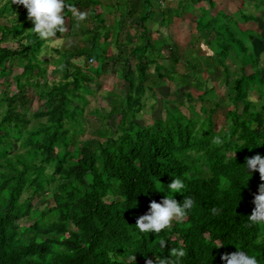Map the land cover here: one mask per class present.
<instances>
[{
    "label": "trees",
    "instance_id": "16d2710c",
    "mask_svg": "<svg viewBox=\"0 0 264 264\" xmlns=\"http://www.w3.org/2000/svg\"><path fill=\"white\" fill-rule=\"evenodd\" d=\"M19 1L20 17L0 21V76L16 85L0 96V264H264L259 18L230 13L229 0H178L161 11L172 23L195 6L208 54L151 35L162 0H42L44 16ZM262 1L252 0L264 9ZM57 37L69 43L56 49L59 79L49 84L41 55ZM10 38L17 47L3 45ZM219 79L227 86L220 103L210 84ZM163 83L202 101L199 111L164 100L165 116L141 123L147 92L156 96ZM94 85L109 99L86 135ZM35 86L43 109L31 113ZM222 103L230 122L216 131Z\"/></svg>",
    "mask_w": 264,
    "mask_h": 264
},
{
    "label": "rangeland",
    "instance_id": "374dc122",
    "mask_svg": "<svg viewBox=\"0 0 264 264\" xmlns=\"http://www.w3.org/2000/svg\"><path fill=\"white\" fill-rule=\"evenodd\" d=\"M28 4L31 6H35L38 9V13L41 16H44L43 8L41 7L42 0H27ZM220 2L223 1V3L220 5L221 7H224L226 5V0H219ZM7 0H0V9L5 6ZM162 3L160 5L155 4L154 5V17L148 21L147 26L150 29V33L154 38L156 39H162L165 41H169V39L188 44L190 42H194L196 45V51L198 53H208L211 54L212 52L208 49V45L206 42L207 38L199 33L196 28V22L195 20L198 18L200 12L197 8L191 10L190 12L185 13L181 18L177 19L175 18L172 23H167L163 20V14L161 11L165 10L168 6L176 7L178 0H162ZM261 4H264V0L261 2ZM242 0H229L226 8L230 13H237L238 11L247 10L249 13H252L256 15L260 20V26H261V33L260 36L264 37V9L263 8H257L255 4L252 2L245 3L243 6ZM14 6V7H12ZM16 8V9H15ZM24 10L23 5L20 3L19 0H13L8 4V8L5 14L4 18H1L0 21L3 23L11 24L13 21L20 17V13ZM28 12H32L35 9L27 8ZM241 13V12H239ZM49 14V11H48ZM235 17V16H233ZM239 18L238 16H236ZM241 17V16H240ZM108 21L112 23L114 17L112 15H107ZM45 25V20L43 22ZM249 26L251 28L254 27V24L250 23ZM129 27V23H127V28ZM67 31L65 30V33L63 35H66ZM130 41L134 42V40L130 39ZM136 42V40H135ZM66 42V40L62 37L54 38L53 40H50L46 44V48L41 55L42 59L48 60L47 66H48V73L47 78L49 84L53 83V80H58L59 77L57 74H53V69L55 67L54 61L58 59L59 54L56 52L57 48H60L63 46ZM4 46H10L11 48L17 47V42L13 39H8L7 42L3 43ZM255 45V52L258 56L262 58V68L264 69V41L262 38H256L254 40ZM190 47H192L190 45ZM202 58V65L204 69L206 68V65L208 64V57L207 55L200 57ZM232 69L237 70V66L233 63H231ZM15 70L18 69V66H15ZM20 70V69H19ZM206 73V72H205ZM12 76L8 78V76H0V96L2 95L5 90L10 89L11 91H16V85H12L10 88L6 86L7 81L11 80ZM114 80V77L110 76L108 79V82H111ZM43 82V80H41ZM211 85L213 84L216 87V93H217V102L220 103V101H223L226 97V85L225 82H222L221 79L219 80H213ZM94 88L97 90V95L95 97L91 98V103L87 108V111L85 112V118H86V127H87V134H92L93 130L100 126L101 120L98 116H96L93 113V110L96 108H99L101 104L104 106H107L108 99L107 97H103L102 95H106V90L104 89L103 85H94ZM176 87L172 83H163L161 85H158L155 89L157 95L153 96L151 91L147 92L146 97L144 98V108L140 114H138V120L143 124H151L153 123V120L160 117L165 116V109H164V100H177L179 99L182 104H180L181 109L187 114L192 115V112L190 110V104L196 106V110L199 111L200 106L202 105V101L195 100L194 102H190L186 100L184 97L185 90L187 88H183V93H176ZM39 91L43 92V88L41 87H32L29 90V96L31 97L32 101L30 104V112L33 113L36 110L43 109V93H39ZM195 96L197 97L198 92L195 90H192ZM208 106H213L214 103L207 102ZM170 106L175 107V104H171ZM242 109V104H241ZM227 105L222 103L220 107H217V111L215 115L213 116L215 120V130L219 131L222 127L227 126V124L230 122L229 119L225 118V115L227 113ZM206 114H202V119L206 118ZM112 123L114 124V120H112ZM52 198H48L42 207H44L47 204H51Z\"/></svg>",
    "mask_w": 264,
    "mask_h": 264
}]
</instances>
